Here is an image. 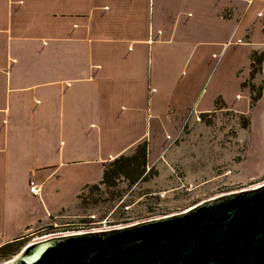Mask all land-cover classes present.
<instances>
[{
  "label": "crops",
  "instance_id": "obj_1",
  "mask_svg": "<svg viewBox=\"0 0 264 264\" xmlns=\"http://www.w3.org/2000/svg\"><path fill=\"white\" fill-rule=\"evenodd\" d=\"M199 46L200 65L213 47L220 80L236 74L249 99L240 85L264 54V0H0V247L57 219L177 109L229 103L228 82L203 94L198 72L174 93L169 59L192 66Z\"/></svg>",
  "mask_w": 264,
  "mask_h": 264
},
{
  "label": "rangeland",
  "instance_id": "obj_2",
  "mask_svg": "<svg viewBox=\"0 0 264 264\" xmlns=\"http://www.w3.org/2000/svg\"><path fill=\"white\" fill-rule=\"evenodd\" d=\"M199 47L192 57V66L177 61L170 63L169 59L171 79L176 82L174 93L179 97L183 80L189 73L198 72L203 94L206 91L210 94L214 86L228 82L232 95L229 103L219 96L214 107L204 114L196 113L193 108L181 117L183 111H174L180 117L167 120L163 131L149 129L153 132L151 138L142 139L148 143L147 169L152 167L148 180L131 183L119 174L112 186L99 182L87 184L57 219L40 231L13 241L2 251L0 264L37 236L127 225L177 213L207 198L264 183V102L251 106V97L248 99L238 91L236 74L220 80V67L215 71L216 65L213 66L217 60L211 55L213 47L200 65L197 55L206 46ZM244 71L239 69L237 76L244 75ZM167 77L160 72V82L164 83ZM261 83L259 78L255 82L256 86ZM244 89L250 96L248 88ZM244 99L245 102L236 103ZM136 146L125 154L131 155Z\"/></svg>",
  "mask_w": 264,
  "mask_h": 264
},
{
  "label": "water",
  "instance_id": "obj_3",
  "mask_svg": "<svg viewBox=\"0 0 264 264\" xmlns=\"http://www.w3.org/2000/svg\"><path fill=\"white\" fill-rule=\"evenodd\" d=\"M2 264H264V183L177 213L35 241Z\"/></svg>",
  "mask_w": 264,
  "mask_h": 264
},
{
  "label": "trees",
  "instance_id": "obj_4",
  "mask_svg": "<svg viewBox=\"0 0 264 264\" xmlns=\"http://www.w3.org/2000/svg\"><path fill=\"white\" fill-rule=\"evenodd\" d=\"M264 54L253 52L251 55V69L249 72V78L242 82V88H248L251 97V106H253L263 96L264 80L260 86H256L254 78L257 73L261 72L262 62ZM202 112L201 114H204ZM148 143L147 140H142L136 146L135 151L131 155L121 154L116 157L113 161H110V165H105L103 177L99 183L106 186H112L113 181L119 174L125 175L131 183L137 182L138 180H148L149 174L152 173V167L148 168ZM93 187L97 185H91ZM14 242H9L0 247V253L5 251Z\"/></svg>",
  "mask_w": 264,
  "mask_h": 264
},
{
  "label": "bare ground",
  "instance_id": "obj_5",
  "mask_svg": "<svg viewBox=\"0 0 264 264\" xmlns=\"http://www.w3.org/2000/svg\"><path fill=\"white\" fill-rule=\"evenodd\" d=\"M257 185H259V184H257ZM261 185V184H260ZM254 186H256V185H251V186H248V187H246V188H244V189H248V188H252V187H254ZM117 227V226H116ZM109 228V227H108ZM105 229H107V228H105ZM110 229V228H109ZM96 230H101V229H94V230H92V231H96ZM83 231H85V230H83ZM83 231H78V232H83ZM70 233H74V232H68V233H62V234H57V235H65V234H70ZM55 234V233H54ZM54 234H45V235H42V236H37V237H35V238H33L28 244H30V243H33V242H35V241H39V240H42V239H47V238H50V237H53V236H57V235H54Z\"/></svg>",
  "mask_w": 264,
  "mask_h": 264
},
{
  "label": "built area",
  "instance_id": "obj_6",
  "mask_svg": "<svg viewBox=\"0 0 264 264\" xmlns=\"http://www.w3.org/2000/svg\"><path fill=\"white\" fill-rule=\"evenodd\" d=\"M29 189L33 194L40 195L41 192L40 184L36 183L34 180H30Z\"/></svg>",
  "mask_w": 264,
  "mask_h": 264
}]
</instances>
